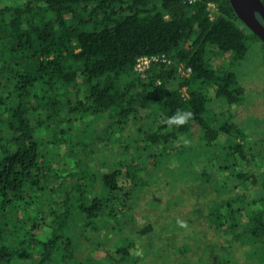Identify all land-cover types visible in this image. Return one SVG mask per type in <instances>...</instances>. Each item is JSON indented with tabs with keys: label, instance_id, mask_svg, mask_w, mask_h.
Returning <instances> with one entry per match:
<instances>
[{
	"label": "trees",
	"instance_id": "trees-1",
	"mask_svg": "<svg viewBox=\"0 0 264 264\" xmlns=\"http://www.w3.org/2000/svg\"><path fill=\"white\" fill-rule=\"evenodd\" d=\"M251 41L230 0H0V264H264Z\"/></svg>",
	"mask_w": 264,
	"mask_h": 264
},
{
	"label": "rangeland",
	"instance_id": "rangeland-1",
	"mask_svg": "<svg viewBox=\"0 0 264 264\" xmlns=\"http://www.w3.org/2000/svg\"><path fill=\"white\" fill-rule=\"evenodd\" d=\"M249 47L247 58L243 62L238 63L234 68V71L237 73L241 83L246 84L248 92L246 93L245 100L247 97V103L240 105L239 108L237 107L236 109H231L234 111L235 117L238 121L246 118L243 125L249 127L251 131L249 133L250 136L256 139L259 137L258 131L264 130V88L261 87L264 85V44L260 41H251ZM221 63V61L217 60V62H215V66L220 67ZM224 64L226 65V62H224ZM215 103L218 106L219 101L218 103ZM76 132L77 131L74 129L73 133ZM186 186L191 189V184H184L181 189L177 185L171 184V187L167 191L160 190V192L156 195V198L153 199L151 203H160L164 194L172 193L170 195L173 198L172 201L179 204L181 203L183 196L185 199L190 197L191 193L188 191L185 192L187 188ZM180 191H182V193H179ZM139 204L140 207L138 208V212L143 215L140 210L141 208L143 210L145 209L146 203L144 200H140ZM35 207L36 206L33 205V208ZM183 210L188 211V209ZM175 211H180V205ZM141 215L139 216L142 219Z\"/></svg>",
	"mask_w": 264,
	"mask_h": 264
},
{
	"label": "water",
	"instance_id": "water-1",
	"mask_svg": "<svg viewBox=\"0 0 264 264\" xmlns=\"http://www.w3.org/2000/svg\"><path fill=\"white\" fill-rule=\"evenodd\" d=\"M230 2L240 21L264 40V3L262 0H230Z\"/></svg>",
	"mask_w": 264,
	"mask_h": 264
},
{
	"label": "clouds",
	"instance_id": "clouds-1",
	"mask_svg": "<svg viewBox=\"0 0 264 264\" xmlns=\"http://www.w3.org/2000/svg\"><path fill=\"white\" fill-rule=\"evenodd\" d=\"M193 116V113L189 110H177V112L167 118V123L171 125H183L187 123Z\"/></svg>",
	"mask_w": 264,
	"mask_h": 264
},
{
	"label": "built area",
	"instance_id": "built-area-1",
	"mask_svg": "<svg viewBox=\"0 0 264 264\" xmlns=\"http://www.w3.org/2000/svg\"><path fill=\"white\" fill-rule=\"evenodd\" d=\"M211 8H212V10H214L215 9V6L214 5H211ZM149 62H150V59L149 58H143V59H141L140 62H139L138 68L140 70H143V68L145 66H147L149 64Z\"/></svg>",
	"mask_w": 264,
	"mask_h": 264
}]
</instances>
